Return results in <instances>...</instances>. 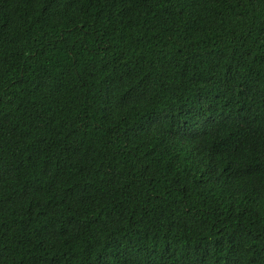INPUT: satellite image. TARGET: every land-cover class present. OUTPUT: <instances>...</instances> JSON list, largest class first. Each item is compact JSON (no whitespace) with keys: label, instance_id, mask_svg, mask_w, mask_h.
I'll return each instance as SVG.
<instances>
[{"label":"trees","instance_id":"16d2710c","mask_svg":"<svg viewBox=\"0 0 264 264\" xmlns=\"http://www.w3.org/2000/svg\"><path fill=\"white\" fill-rule=\"evenodd\" d=\"M0 264H264V0H0Z\"/></svg>","mask_w":264,"mask_h":264}]
</instances>
